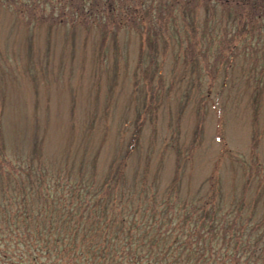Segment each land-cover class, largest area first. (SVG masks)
<instances>
[{"label":"rangeland","instance_id":"obj_1","mask_svg":"<svg viewBox=\"0 0 264 264\" xmlns=\"http://www.w3.org/2000/svg\"><path fill=\"white\" fill-rule=\"evenodd\" d=\"M27 2L0 0V264H99L123 215L210 200L264 225L262 9L141 31Z\"/></svg>","mask_w":264,"mask_h":264},{"label":"trees","instance_id":"obj_2","mask_svg":"<svg viewBox=\"0 0 264 264\" xmlns=\"http://www.w3.org/2000/svg\"><path fill=\"white\" fill-rule=\"evenodd\" d=\"M189 1L203 3V0H161L158 4L162 17L150 14L154 7L149 0H58L56 4L51 0H28L27 5L36 10L39 5L46 8L48 3L53 12L61 10L55 19L59 23L99 22L110 30L130 28L134 23L141 31H147L153 24L163 22V11L175 13ZM204 2L235 5L242 8V13H246L243 8L247 5L264 11V0ZM241 215L234 209H218L211 200L174 211L167 218L165 212L161 217L146 219L127 213L121 218L122 225L116 227L119 234L110 233L111 228L106 231V244L101 245L106 252L101 251L104 260L99 264H264V225L253 222L240 225L237 220Z\"/></svg>","mask_w":264,"mask_h":264}]
</instances>
